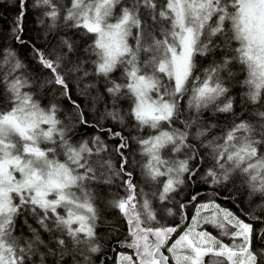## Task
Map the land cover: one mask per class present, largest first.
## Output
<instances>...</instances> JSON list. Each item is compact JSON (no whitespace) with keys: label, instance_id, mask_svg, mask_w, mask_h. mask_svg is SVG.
Instances as JSON below:
<instances>
[{"label":"snow or ice","instance_id":"obj_1","mask_svg":"<svg viewBox=\"0 0 264 264\" xmlns=\"http://www.w3.org/2000/svg\"><path fill=\"white\" fill-rule=\"evenodd\" d=\"M15 6L5 39L30 48L48 78L38 84L16 48L0 45V264H96L109 250L108 208L118 216L107 243L131 250L115 264H264V206L253 210L264 205V0ZM30 12L56 34L54 48L25 36ZM45 86L73 121L59 102L43 104ZM237 86L254 119L236 111ZM73 122L94 133L76 140ZM238 182L252 202L239 215L218 202ZM198 185L211 195L181 199Z\"/></svg>","mask_w":264,"mask_h":264},{"label":"trees","instance_id":"obj_2","mask_svg":"<svg viewBox=\"0 0 264 264\" xmlns=\"http://www.w3.org/2000/svg\"><path fill=\"white\" fill-rule=\"evenodd\" d=\"M16 4V0H0V45H4V44H8V45H12L16 48L18 55L25 60L26 63H28L29 65V71L32 72V74L36 77H38V81L37 83L40 84L42 83L44 80H46L48 78V72L46 69H42L40 67V65L37 63L34 54L32 53L30 48H23L19 45H15L14 41H12L10 38L9 39H5V37H10V30L14 25V21L17 17L18 14V7L15 6ZM24 29H25V36L26 37H30L34 40L35 44L37 47L40 48H49V45H51V47H55L56 43H57V39L53 38L56 34L53 33L51 35H46L45 31H44V25H41L37 22V16L34 12H30L25 20H24ZM70 36H72L71 33H69ZM73 39H76L77 42L79 43V34L72 36ZM73 59H76L75 56H73ZM205 67L207 66V64L205 63L204 65ZM118 75V74H117ZM240 78L242 79L243 76L241 74ZM75 83V82H73ZM79 91V89L74 88L73 89V98H77V96L75 95V93H77ZM102 91V88H101ZM243 89L239 88L238 86L235 87L232 91V95L235 96L236 98V102H235V109L238 113H243V117L242 118H252L250 117V112L252 111V106L249 104H241L240 102V97L243 94ZM40 95L43 97V104L47 105L50 102H59L62 106V113L60 114V118L61 119H66L67 121H73V117H72V108L71 105L68 103L67 100L62 99L61 97H59L58 95H56L55 92H50L48 91V87H42L39 89ZM81 103L84 104V101L81 100ZM122 109H126L127 108V104H122L121 105ZM97 108L103 112L104 110V102L100 101L97 103ZM95 117V113H89L88 114V119H93ZM221 120H223V114H220ZM215 122V121H213ZM106 123L108 124H112L113 127H116V125L113 124L112 121H106ZM73 126L75 128H77V135L75 137L76 140L82 139V138H88L90 137L93 133L94 130L91 128H84L82 126H76L75 123L73 122ZM129 131H131V129H128ZM147 131V130H146ZM127 134V133H126ZM115 143V142H113ZM133 149H136L137 146L135 144L132 145ZM134 159L137 160H142V159H146V158H142L139 156L138 152H134L133 153ZM113 159H117V158H113ZM137 172H139V167H137ZM238 187H240V193L235 195L234 198L232 199H225V195L226 193H222L221 196L219 197L218 202L221 203V205L223 207L229 208L230 210H232L233 212H235L237 215H239L241 213L242 210H246L247 208L252 207V202L247 199L245 197V188L239 184H237ZM113 191H115V189H113ZM197 191L200 192V199H206L207 197H209L211 195V191L208 190L206 191L204 189L203 186L198 185L196 187H190V188H185L184 192L182 193L181 199L182 200H187L190 199V196L192 194H195ZM228 192H233V188L231 186H229L228 188ZM105 198H110V195L107 194V190L105 189ZM264 205H259L257 204L255 206V208L253 209L254 211H258L260 207H262ZM189 217H191V215L194 212V207L192 205H190L187 209ZM106 216V224L105 226L100 230L101 231V235L103 236V241L102 243H104L105 248L109 249L107 251H105L104 256L98 257L97 258V262L96 264H100V262L107 257V264H114V261L118 255V252L120 251H127V252H131L130 249H123V248H118L117 245L112 242L110 245L107 243L110 239V234H107V224H111L113 222L116 221L118 213L117 211L108 208L106 210L105 213ZM171 219V218H169ZM30 223H32L31 220H29ZM27 228L23 227L20 228L18 227V234H21V232L23 233H27ZM209 231H211L214 235L217 234L215 229H212L211 227H209ZM126 235V229L122 228L121 229V239H123V237ZM45 238L46 234H45ZM110 249H116V251H112Z\"/></svg>","mask_w":264,"mask_h":264},{"label":"rangeland","instance_id":"obj_3","mask_svg":"<svg viewBox=\"0 0 264 264\" xmlns=\"http://www.w3.org/2000/svg\"><path fill=\"white\" fill-rule=\"evenodd\" d=\"M118 259H119V257H118V255H117V257H116V259H115V261H114V264H115L116 261H118Z\"/></svg>","mask_w":264,"mask_h":264}]
</instances>
